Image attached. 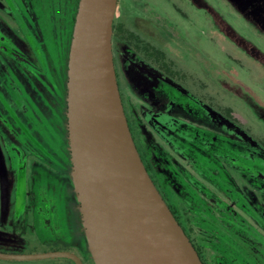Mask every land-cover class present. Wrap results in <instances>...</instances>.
<instances>
[{
  "label": "rangeland",
  "instance_id": "1",
  "mask_svg": "<svg viewBox=\"0 0 264 264\" xmlns=\"http://www.w3.org/2000/svg\"><path fill=\"white\" fill-rule=\"evenodd\" d=\"M27 2L0 0V251H48L62 247L49 245L57 239L81 264H92L67 169L54 152L46 156L19 132L2 103L19 113L12 82L49 133L63 139L66 55L49 53ZM111 20L190 74L185 84L167 80L139 48L111 40L125 122L164 204L201 251L198 211L230 230L223 215L239 218L264 236L248 212L264 222V0H116ZM205 96L228 106L235 121L211 108ZM242 223L235 225L244 233ZM235 259L241 262L239 254ZM207 262L230 264L215 252ZM0 264L71 263L43 258Z\"/></svg>",
  "mask_w": 264,
  "mask_h": 264
},
{
  "label": "water",
  "instance_id": "2",
  "mask_svg": "<svg viewBox=\"0 0 264 264\" xmlns=\"http://www.w3.org/2000/svg\"><path fill=\"white\" fill-rule=\"evenodd\" d=\"M116 0H76L64 81L69 178L92 264H201L151 183L123 115L110 50ZM64 258L66 250L0 251L2 260Z\"/></svg>",
  "mask_w": 264,
  "mask_h": 264
},
{
  "label": "flooded vegetation",
  "instance_id": "3",
  "mask_svg": "<svg viewBox=\"0 0 264 264\" xmlns=\"http://www.w3.org/2000/svg\"><path fill=\"white\" fill-rule=\"evenodd\" d=\"M17 21L20 22L19 19ZM70 30H71V26H70ZM69 35H70V32H69ZM112 38L113 37H111L110 35V50H111ZM68 40H69V37H68ZM44 44L46 45L45 42ZM67 46H68V43H67ZM66 52H67V49H66ZM111 58H112V55H111ZM112 64H113V61H112ZM8 82L10 83V81ZM11 84L12 82L10 83V88H12L13 91L15 90L16 98H13V99L16 102L17 107L19 108V113H17L15 110L9 107L6 104V102H4L1 99L8 116L12 118V121L18 127L19 132H21V134L27 140H29L30 142H33L37 147L41 148V150H43L46 156L49 157L48 150L55 153L57 158H59L61 164H63V166L67 169L66 170V182L68 183L70 190H72L71 182L69 178L68 151L66 149V137H65L64 123H63V128H64L63 139L57 136L56 134H54V132H53V135H51L50 134L51 129L46 124L45 120L40 116L39 112H37L35 106L25 96V94L22 92L21 89L15 88ZM63 103H64V96H63ZM62 117L64 119V114ZM33 132L38 133L40 135L42 141L45 142L46 144V148L40 147L41 145L35 139ZM12 133L13 135H16V133L14 132ZM142 166L144 167L145 172L148 175L154 188L157 190L156 185L152 181L148 173V170L146 169V166L144 164H142ZM73 200H74V205H75V218H76V221L78 222V228H79L80 234L83 236L82 229L80 226V221H79V215L77 212V203L75 201L74 193H73ZM166 206L168 210L170 211V213L172 214V216L174 217V219L176 220V222L178 223V225L180 226V228L182 229L184 235L187 237L188 241L192 245L201 264H208L207 258L211 252H215V254L218 257H220V262H221V258H223L225 261L229 262L230 264H264V236H262L255 230L248 227V225L243 224L242 221L239 220V218L233 219V218H229L223 215V217L225 218V221L230 225L232 229L230 230L228 227L220 226V224L218 225V223L215 221L213 216L207 213V211H198L199 212V216L197 217V220H198L197 222L199 223L198 228L203 232L200 236H201V239L204 240V250L201 251L200 247L197 246V244L192 240L191 236L189 235V230L181 226L178 219L173 214L172 210L169 208L168 205ZM236 221H239L242 223L243 225L242 228L243 230H245L244 233L238 232V230L236 229V225H235ZM256 221L264 229V222L261 221V218L260 217L259 219L256 218ZM212 227L215 228V233L210 232L213 229ZM208 239H210L211 242H209ZM255 239L257 241H255ZM49 245H52V246L62 245V247L53 248L51 250L68 249V248H63L65 247L64 242L59 241L57 239L50 241ZM236 254H239V259H241L240 263L236 261L235 259Z\"/></svg>",
  "mask_w": 264,
  "mask_h": 264
},
{
  "label": "trees",
  "instance_id": "4",
  "mask_svg": "<svg viewBox=\"0 0 264 264\" xmlns=\"http://www.w3.org/2000/svg\"><path fill=\"white\" fill-rule=\"evenodd\" d=\"M27 3L39 31L41 32L42 40L47 45L49 53L53 56L64 55L65 57L76 0H28ZM110 28L111 37H116L118 40H122L134 48H139L150 60L151 64L154 65L160 74L167 78V80L186 83L190 74L181 70L174 60L168 57L165 52L154 48L145 41L139 40L130 30L123 28L119 22L113 23L111 20ZM190 82L192 83V80H190ZM196 88L200 89V87ZM11 89L10 92L13 98H16L15 90L13 91V89ZM204 99L207 104L211 108H214L220 115L230 121H235V117L228 106L219 102V100L213 102L210 96H205ZM248 212L259 219L251 208H248Z\"/></svg>",
  "mask_w": 264,
  "mask_h": 264
}]
</instances>
